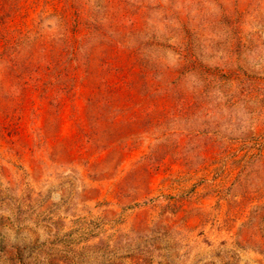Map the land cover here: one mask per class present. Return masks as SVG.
<instances>
[{
  "label": "rangeland",
  "instance_id": "rangeland-1",
  "mask_svg": "<svg viewBox=\"0 0 264 264\" xmlns=\"http://www.w3.org/2000/svg\"><path fill=\"white\" fill-rule=\"evenodd\" d=\"M0 264H264V0H0Z\"/></svg>",
  "mask_w": 264,
  "mask_h": 264
}]
</instances>
